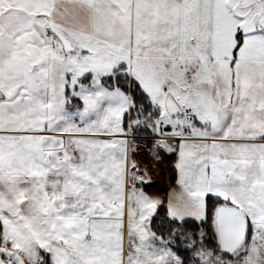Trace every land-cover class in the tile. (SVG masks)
I'll return each instance as SVG.
<instances>
[{
	"label": "snow or ice",
	"instance_id": "snow-or-ice-1",
	"mask_svg": "<svg viewBox=\"0 0 264 264\" xmlns=\"http://www.w3.org/2000/svg\"><path fill=\"white\" fill-rule=\"evenodd\" d=\"M0 264H264V0H0Z\"/></svg>",
	"mask_w": 264,
	"mask_h": 264
}]
</instances>
